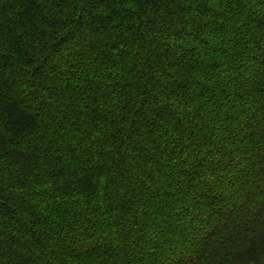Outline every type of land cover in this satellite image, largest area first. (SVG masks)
<instances>
[{"label": "trees", "instance_id": "trees-1", "mask_svg": "<svg viewBox=\"0 0 264 264\" xmlns=\"http://www.w3.org/2000/svg\"><path fill=\"white\" fill-rule=\"evenodd\" d=\"M0 264H264V0H0Z\"/></svg>", "mask_w": 264, "mask_h": 264}]
</instances>
